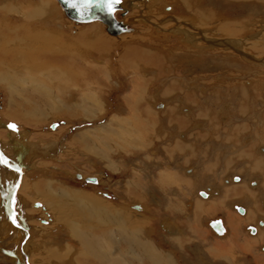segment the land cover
<instances>
[{
    "label": "rangeland",
    "instance_id": "rangeland-1",
    "mask_svg": "<svg viewBox=\"0 0 264 264\" xmlns=\"http://www.w3.org/2000/svg\"><path fill=\"white\" fill-rule=\"evenodd\" d=\"M54 1L59 6L60 12L63 15L62 16L58 12L59 16L55 17V21L60 27L59 31L63 33V37L68 41V43L73 44L76 50L80 52L81 56H88L93 58L95 57L94 54L96 51L100 53H97V55H101V57L98 56L93 58L95 63L98 62L97 58L105 59V57H102V55L104 54H101V50L99 49H85L84 47L80 48L82 46L79 47L76 45L75 41L80 44L79 40H77L80 36L79 31L91 30V33H93V38L95 37L94 34H104V31L114 38L115 42L112 43V45L108 49L110 55L106 57V64L110 66L113 77H108L109 81L105 82L102 78L105 73L101 72L102 70L100 71V73L94 72V77L99 82L97 88H103V90L101 91L102 93L99 94L102 100L103 107L96 108V112L94 113L96 114V121H89L88 119L87 122L84 119L85 117L82 118V116L68 118L63 114H57V112H54V114L52 112L53 115H49L52 111L49 105L58 100L60 96L55 94L56 97L51 96L47 100L45 99L44 92L40 88L39 82H42L46 78V76L42 77L35 75L34 77L37 79V81H16L14 89L15 91H17V93L13 97H10L6 82H0V113L9 110V112H12V115H15V112H13L12 110H15V108H20L21 110L16 113L20 117V121L19 117L17 115L15 116L20 123L23 122L21 123L23 124L22 126H26L28 130H31V133L33 134L31 140L35 142L37 147L39 146V149L43 151L47 152L52 150L51 153H48L49 156L47 157L40 156V159L35 157L32 158V160L34 159L33 164L35 163L38 166H29V169H27L28 172L26 173L25 179L29 180V182L32 183H28L27 186L25 185L21 194L24 196L27 202L29 201V205L27 208L29 209V211L26 210V212L31 214L32 219H29V222L31 221L32 223L31 225L38 226V228L35 229L36 233L38 232L37 234H41L39 229H45L53 234L51 239L49 236H46V233L45 235L43 234L41 238L38 235H35L36 237H34L35 240L33 241V248H35V250L31 253V261L33 262V264H99V262H96L97 259H95L88 252L85 254L82 253L81 250H85V248L81 246L76 240H73L71 238L70 225L72 224L67 221H65L64 224L62 222L64 220H68V218H74L79 221L80 224H83L85 228L97 231L98 233L107 232L110 230V228H108L106 229V231H100L98 228H93L94 226L90 224L99 226V223L96 219H94L93 221L86 220L87 223L84 222V213L81 205L86 203H88L89 205L91 204L90 201L85 202V199L77 200V197H75L74 195V193L76 192H85L90 196H95L97 200H102V202L100 201L101 206L112 207L113 209H126L125 213H127L129 220L132 219L133 221H135L133 222L132 220H130L134 228H140L141 230H143L144 233H146V235L151 238L157 246H160L163 249H168L170 245L167 242V236H165V232L169 234L171 233L169 231L163 230V218L169 216L170 219H172L171 217H175L176 221L180 225L185 223L183 220L177 219V214H180V212L179 209L172 204H175L176 200H179L180 198L175 196L178 191L175 194L173 190H176L178 188L184 191L185 189H187V185L190 184H186L187 182L184 183L185 179L192 178L194 180H197L200 176L199 171L196 169L198 161L194 163L196 166L195 172L193 174L188 173V171L186 173V169L191 165L184 167V165L188 162L186 155H189L191 158V154L193 155L199 148L197 145L193 144L197 141L195 137H199L201 140L202 136L204 135V143H206L207 141L206 138L209 137L208 141L211 144V147L209 146L210 149L207 148V151L203 149L204 156H206V152H208L210 155L212 151L216 150L219 147L217 142L222 141L218 139L221 138L220 135L224 134V136L228 137L227 141L231 143L235 142L238 138H242L240 146L244 148L239 151V154L237 156L238 158H241V161L243 159L251 158L250 150L255 146L253 142H255L256 138V142H258L259 144L261 143L259 142L260 140L264 142V102L262 105V101L264 99V39H259L264 36V6H259L257 4L251 6V4H249V1L238 0H195L192 8V10L194 11L199 10L206 12L214 22L212 25H214L213 27L215 28L216 26L219 27L217 23H225V21L227 23H230L231 30L229 29L228 33L232 31L231 35H228V33H223L225 32L223 31V29L221 30V33L220 29H218L217 32L216 29L213 28L214 33H220L222 38L229 37L233 40H246L248 36H255L256 41L254 43L256 44H254L255 46H253V48L251 45L252 42L250 41H246V45L243 46L249 52L251 51L253 53V56H255V58H253V62L251 60L249 61V59H246L243 53H235V50L237 51V49H235V41L230 42L233 44V48L229 47L228 51H226L221 45L218 46L219 49L217 50V52L213 51V49H210L209 47L208 50L206 52H203V54H201L200 56L197 53V58L196 51L198 44L189 49V51L193 50V57L191 56V58L189 55H186V57L182 56L181 54L184 52V50L181 51L180 48L172 49L170 47H167V45L171 44V41L169 39L156 34L152 36V34H149V31H151V29H148L146 23L141 22L143 20L142 18L147 14L151 15V13H153V16L157 18H161L166 15V9L162 11V6L160 5L161 7H157L159 4L154 3V0H126L125 3H129V1H132L133 4L136 5L135 7H132V13L131 11L128 13H131L129 16L132 15L135 20L131 18L129 27L127 28L129 30L123 33L124 35L122 34V36L119 35L117 37L115 35L113 36L108 30L105 29L102 21H92L87 23L73 22V20L66 16L58 0ZM169 1H171V3L175 6V10L177 11L178 15L187 18V20L185 21H189V25H191V22L195 25H201L200 22L197 21V16L192 10L187 9V13H184L183 5L178 2L179 0ZM2 8L4 7H1L0 9L2 10ZM31 8L33 9L34 7ZM152 10H154V12ZM122 11L124 10L117 11V19H123L124 16L122 14L124 12ZM10 12L11 9L9 8L8 10L5 9L2 13H0V23L4 24L5 22L9 24H4L8 27L5 31L0 32V46L7 48L8 45H11V47L17 45V47L20 48L21 51H24L20 43L12 41L18 40L23 34H25L24 30L32 29L33 25H25V28L22 30L21 25L24 24L17 23L16 20L21 18L24 22H33L30 17L24 18L21 15H18L17 12L12 11V14H9ZM150 19L153 18L150 17ZM34 25L36 29L43 31H46L44 29L45 27H49L47 25H44L43 23H38V25L36 23ZM10 26L15 27L16 30L8 29ZM209 27L210 26L208 25V28ZM225 27H227V25ZM259 27H262L263 29H259ZM133 28H135L136 31L131 30ZM208 28L205 27V29ZM148 34L151 37L148 36ZM215 34H212L213 36L211 37V34L208 33V38H218L219 35ZM172 36L174 37L173 40L175 41L174 43L176 44V46H180L181 42H179L178 40L176 41L175 38H182L183 36L175 35L174 33H172ZM195 36L198 37V35ZM120 37H123V39H120ZM36 42L38 41L34 40L33 44L28 48H38L39 45L36 44ZM130 42H136L134 47L140 46V44H144V48L149 47L151 49L155 48L156 45L162 46L166 51L167 56L165 57V52V54L162 56H155V53H151L154 52L153 50H150V52L148 49L147 53L150 52L149 54H146L142 50L144 52V56L142 55L144 59L154 60L148 64L144 63L147 67H143L144 65H141V70L137 69L136 65L133 66V64L129 61H124L125 59L123 60V58H120V56L122 55V50L119 45H127L130 44ZM129 46L132 47L131 45ZM240 48H242V46H240ZM156 50L157 49H155V51ZM26 52H28V50ZM214 54L216 56H213ZM178 56H180L181 58ZM195 59L196 61L193 62ZM98 64L102 66L103 62H98ZM174 64H176L175 67ZM213 64L216 65L212 66ZM170 66H172L171 69ZM166 70L169 72H167ZM199 70H202L203 72L205 70V74H202V71ZM165 73L166 75H163ZM88 77L89 75H87V78ZM91 78L92 77H89V80H91ZM237 79L241 81L243 87H248L251 84V87L259 89L257 94L260 100H255L254 96L244 99L242 98V96L238 95L237 91L239 90V87ZM196 82H200L201 84ZM193 83L196 84V90L190 93L188 91L189 89H187L186 84ZM204 86H208V89L206 91L203 90ZM84 92H86L87 94L90 93L89 90ZM63 93L65 99L71 98V96H68V92ZM92 94L96 96L95 92L93 91ZM163 94H165L166 96L161 97V95ZM152 97L154 99V103L157 100L161 99L165 101V114H163L161 110L159 111L157 107L151 105L149 100ZM193 97L195 98L193 99ZM179 98L183 100L185 99V101H188L187 103H190L191 106H189V111H186L182 108V106L179 104ZM219 98H221V100ZM137 99L138 101L134 102ZM10 100L12 102L13 100L20 102L22 106L19 107L17 104H15L14 106L12 105L11 107H9ZM169 104L174 105L172 106V110H170L171 106H169ZM35 110L38 112L40 110L45 112V118L39 121L34 119L32 117V114ZM81 112H87V110H81ZM136 115H139L141 117V120L144 118L149 123L146 132L147 140L143 139L142 137V139H140L142 141L141 145L127 148L116 147L112 149L113 152L111 151L112 153L110 155V158L111 160L113 159V166L109 162V160L102 159L99 154V149H97L106 144L111 145L113 142L110 138L103 136V134L101 135V133H96L93 136L95 142L93 140H90V142L86 144V142H82L81 140L80 130L83 128L105 124L110 119H112V122H110L109 125V130H114L119 127V121H121V123L127 122L129 121V117H134ZM189 119H191V122ZM53 123H56V126L54 128L51 127ZM0 125L10 131L16 129V127H11L14 125L12 123ZM226 126H229V128L227 130H224V127ZM19 127L20 126H18L16 130L21 129ZM162 127H164V129H170V132L165 134L164 131L161 130ZM247 127H249L250 129H248ZM231 128L235 129L233 131H230L229 129ZM0 137H3L1 133ZM247 137L252 138V143H249L250 145L244 142V138ZM130 139L134 141L135 139H138V135L136 136L132 132L130 134ZM91 141L94 143V145L96 143V149H93L91 147L93 144ZM145 141H147V144ZM149 145L151 146L153 151H149L150 149H147ZM184 145L193 146V153L183 150ZM260 145H264V143ZM245 147H247V149H245ZM168 151L169 156L167 157ZM257 152L261 155H264L263 153H261V151H258V148ZM13 153L16 156L18 155L19 157L17 149H14ZM178 153H181L180 160H178ZM158 154H160V156H158ZM213 154H215V151ZM230 157L231 156L227 158ZM9 158L11 157L9 156ZM153 160H155V163H152ZM173 160H178L180 163L176 161V167H174ZM191 160L192 159H190L189 161ZM1 161L4 163L5 159ZM38 161L40 162V164ZM146 162L150 164L146 165ZM158 164H162V167H159ZM179 168H182L181 172L179 171ZM81 171L86 177H94V175H100L103 182L97 184L87 182L84 180L85 178L80 179L77 175L81 174ZM162 171L171 175L170 177H167L168 180H165L167 186L161 184L158 185L157 179L162 175ZM242 172L243 171L240 170L239 173L236 172L233 174L243 175V183L249 186L250 179L247 177V175H245V173L243 174ZM196 173H198L199 176L194 177ZM227 177H231V175ZM1 179L2 176L0 180ZM132 180L134 181L128 184L129 181ZM179 180H183L182 186L178 185ZM135 181H141L143 186L144 184L146 185L143 188H134ZM216 181H218L219 184L221 183V186L225 189L223 182L210 178L208 179L207 184L203 183L205 184L204 188H197L196 191L199 194L200 190H205L208 186H210V190H216L219 187L214 186L217 185ZM170 182L177 184L176 187H169L168 184ZM243 183H233V185H239ZM126 186H128V189H126ZM146 186L148 189V194H146L145 192ZM52 187L54 188V195L52 200L60 199L57 205L54 206L55 209H57L60 204H64L62 205L64 207V210H57L61 213H53L50 209L47 210L42 207L43 202L41 198L50 196L47 194V190H49V188L51 189ZM191 187V185H188L187 190H189V188ZM149 190L159 191L160 193H163L165 195V198L162 201V205L165 204L166 201L172 206H170L169 204H165L163 207L168 205L169 208L162 209V207L159 208L158 203V206L154 205V203L152 202L153 199L151 200ZM250 190L251 192L258 195V192H254L253 189ZM227 195L228 189H226V193L223 197H218L220 200H222ZM68 196H74L75 198H69ZM214 197L215 196H213L212 198ZM189 198L197 200L196 196L194 198L193 196H189ZM257 198H259L258 205H260V203L263 204L260 197L257 196ZM2 200L4 199L2 198ZM202 201L206 204L208 201H210V199L206 198ZM202 201L199 200L196 203L199 204ZM134 202L144 204L145 206H147V210H142L143 212H141L140 210L135 209L134 205L132 206ZM37 203L41 205L37 206ZM234 204H238L239 206H245L246 204L249 205V203ZM252 206H255L257 208L256 201L254 205H249L250 214L252 213V211H254ZM149 207L150 209H153L152 212H149ZM199 210L201 211V209ZM189 214L190 213L188 212L185 215L189 216ZM54 215L58 220H60L62 227L58 228V226H50L48 228H43L46 224H49L53 221V219L51 218H53ZM218 217L223 218L222 215H218L213 218ZM139 219L140 221H138ZM236 219L247 221L241 214L237 215ZM206 220H210V218ZM206 220H204L205 227L207 226L205 222ZM179 224L178 226L180 227ZM196 224H202L204 226L202 221H197ZM172 227L176 228V226L173 224ZM245 227L247 228V225H245ZM57 229H59L60 231H57ZM115 229L116 230H114L112 233L108 232V236L111 238L110 244H112V246L117 244L116 240L121 233V228ZM181 229H183V227ZM148 232L152 233V237L155 238V240L149 235ZM55 233L59 234L57 236V239H53V237H55ZM114 233L116 234V237H114ZM181 233L185 235L184 233L186 232L183 229ZM194 234V236L197 237V234ZM209 236L210 235H205V239L203 238V242H210V238H212L210 243L207 242L209 244L207 248L208 254H213L211 244L215 242L216 238H221ZM184 237V241L190 239L189 243L181 244L178 242L179 239H174V237L170 238L172 243L175 244L179 255H177V253L173 252L171 249L170 251L175 254V257L177 259H180L179 257L180 255L182 256V254L184 257V255H186L187 249L194 248V246L191 247L190 242L193 245L196 244L195 249L200 246L197 245L199 243L197 241V238L196 240H193V237L190 236V232L189 235H186ZM17 243L11 241V243L8 245V249L10 251H15L16 249V251L18 252L19 244ZM45 243L46 245L40 248L42 244ZM12 245H14L15 247ZM119 246L121 249L126 250V252L130 254L136 253L134 251L130 252L129 250H127L124 243H121L120 245H118V247ZM2 247H5V245H2ZM50 249H55L52 252L55 253L54 255L48 254L51 253ZM105 251L109 253L110 249H107ZM223 255L225 257L228 256L227 253H223ZM85 259H90V261H84ZM251 259V257L245 258V260H243L242 262H251ZM191 262H193V260ZM210 262L211 261L208 259L206 260L205 264H210ZM202 263L204 264V260ZM0 264L16 263L11 260V256L7 254L6 250L5 252L4 250H0ZM134 264L150 263L147 257L144 256L141 261L137 260V262H135ZM180 264H189V262L187 263V260L185 263L180 261Z\"/></svg>",
    "mask_w": 264,
    "mask_h": 264
},
{
    "label": "bare ground",
    "instance_id": "bare-ground-1",
    "mask_svg": "<svg viewBox=\"0 0 264 264\" xmlns=\"http://www.w3.org/2000/svg\"><path fill=\"white\" fill-rule=\"evenodd\" d=\"M125 1L126 0H119V2H114V0H104L103 1L102 7H117L113 13V16H114V19L116 20V23H114V25L112 26V27H114V29H110L109 26H111V25H108L107 22L103 19H94L91 21H78V20L71 18L66 13L65 9L63 8L64 7L63 4L58 0L59 4L63 8L66 16L69 17L71 20H73V22L87 23V22H92V21H102L105 29L108 30L113 36L115 35L116 37L119 35L122 36L123 33H125L126 31L129 30L127 28L129 27V23L131 21V18H133L132 15L131 16H129V15L132 13V11H131L132 7L136 6L133 4L132 1H129V3L126 2L127 4L125 3ZM196 1H198V0H196ZM221 1H227V0H221ZM231 1H235V0H231ZM238 1H249V4H251V6H253L255 4H257L259 6L260 5L264 6V0H238ZM178 2L183 5L184 13H187V9L192 10L195 0H191V1L179 0ZM154 3L159 4L157 7L162 6L161 7L162 11H164L166 9L165 10L166 15L164 17L157 18V17L153 16V13H151V15L147 14L146 16H144L142 18L143 20L141 22L146 23V25L148 26V29H151V31H149L150 32L149 34H152V36L156 34V35H159L161 37L169 39L171 41V44L167 45V47H170L172 49L173 48H180L181 51L184 50V52L181 54L182 56L186 57V55H189L190 58H191V56L193 57V55H192L193 50L189 51V49L191 47H193L194 45H197V44L198 45H197V51H196V58H197V53L200 56L201 54H203V52H206L209 47H210V49H213V51L217 52V50L219 49L218 46L221 45L224 47V49L226 51H228L229 47L233 48V44L230 42L235 41V43H236L235 49H237V51L235 50V53H237V54H238V52L243 53V55L246 57V59H249V61L250 60L253 61V58H255V56H253V53L251 51L249 52L248 50H246L243 47L246 45V41H250V42H252L251 45L253 48V46H255L254 44H256V43H254L256 41L255 36H248L246 40L245 39L244 40H242V39L233 40L232 38H229V37L228 38H222L220 33H218V34L214 33L213 28H215V27H213L214 25H212L214 22L211 20L210 16L206 12L199 11V10H195V11L192 10L194 12V14L197 16V19H198L197 21H199L201 25H195L192 22H191V25H189V21H185V20H187L186 17L177 14V11L175 10V6L171 3V1H169V0H154ZM1 7H4V8H2V10L0 9V13H2L5 9L8 10L10 8L11 12L9 14H12V11H14V12H17L18 15H21L24 18L30 17L32 22H33V23H31L29 21L24 22L21 18L16 20L17 23L24 24V25H21L22 30L25 28V25L26 26H32L33 25L32 29H30V30L25 29L24 30L25 34H23L18 40L12 41V42L20 43L22 45V48L24 51H21V49L18 48L17 45H14L12 47H11V45H8L9 47L7 46V48L0 46V82L1 81L6 82V86H7L9 93H10V97H13L17 93V91H15V89H14V85H15L16 81H18V80H21V81H25V80L37 81V79L34 77L35 75L42 76V77L46 76V78L42 82H39L40 88L44 92L45 99L47 100L51 96L56 97L55 94L60 96V98H58V100L54 101V103H51L49 105L50 109L52 110L49 115H51L52 112H53V114H54V112H57V114H61V115L63 114L68 118L82 116V118L85 117L84 119L86 120V122L88 119H89V121H96V118H95L96 114H94L96 112L95 110H96V108H102L103 107L102 100L99 96V94L102 93L101 91L103 90V88H101V87H100V89H99V87L97 88L99 82H98V80L95 79L94 72L100 73V71L102 70L101 72L105 73V75H104L105 77L104 76L102 77L105 82L109 81L108 77H111V78L113 77L110 66L106 64V57H108L110 55L108 49L112 45V43L115 42L114 38L111 37L110 35H108L104 31H103L104 34H99V33L94 34V36H95L94 38L92 37L93 33H91V30L79 31L80 36L77 40H79L80 44L77 41H75L76 45L79 47L82 46L80 48L84 47L85 49H92V50H94L93 48H96V49L101 50V54H104V55H102V57H105V59L97 58L99 63L103 62V65L100 66L98 64V62L95 63V61L93 59V58L98 57V56L101 57V55H97L98 52L95 51V54H94L95 57H93V58L88 57V56H81L80 52H78L76 50V48L73 46V44L68 43V41L63 37V33L59 31L60 27L58 26V24L55 21V19H56L55 17H58L59 13L61 14V12H60L59 6L56 4V2L54 0H0V8ZM31 7H34V8L32 9ZM119 10H124V11H122V12H124L122 14L124 16L122 20L117 19V17H116L117 11H119ZM130 11H131V13L128 14ZM152 11L154 12V10H152ZM150 17H152L153 19H150ZM36 23H37V25H38V23H43L44 25H47L49 27L44 28L46 31L39 30V29H36V27L34 25ZM4 24H8V23L4 22ZM4 24L0 23V32L5 31L7 29L8 26H6ZM217 24L219 25V27L216 26V28H215L216 31L218 29H220V31L223 29V31H225L223 33L227 34L228 30L229 29L231 30L230 23H227L226 21H225V23H217ZM150 25H152V26H150ZM208 25L210 26L209 28H208ZM226 25H227V27H225ZM204 26L207 27L208 29H205ZM120 27H125V29L123 31H118L120 29ZM61 28H63V27H61ZM260 28H262V27H259V29ZM8 29L16 30V28L13 26H10ZM131 30L136 31L135 28H133ZM172 33H174L175 35L183 36L182 38H175L176 41L178 40L179 42H181L180 46H176V44L174 43L175 41L173 40L174 37L172 36ZM208 33L211 34V37L213 36L212 34L219 35V37L214 36V37H218V38H211L210 37V39H209ZM221 33H222V31H221ZM149 34H148V36H150ZM231 34H232V31H230L228 33V35H231ZM195 35H198V37H196ZM123 37L122 38L120 37V39H123ZM137 38H138V36H137ZM134 39H136V38H134ZM259 39H264V36L262 38H259ZM34 40L38 41V42H36V44H38L39 47L38 48L37 47L28 48L33 44ZM135 43L130 42V44H127V45H122V46L119 45L121 50H122V55L120 56V58H123V60L125 59L124 61H129L130 63L133 64V66L136 65L137 69H140V70H141V65H144L143 67H147L145 64H148L154 60V59H144L142 57L144 52L146 54H149L151 52L150 50H153L154 52H151V53H155L156 54L155 56H157V55L162 56L166 53V51L163 49L162 46L156 45L155 48L151 49L149 47L144 48V46H143L144 44L143 45L140 44V46L134 47ZM107 44H109V45H107ZM129 45H131L132 47H130ZM240 46H242V48H240ZM148 49L150 51L149 53H147ZM155 49H157V50L155 51ZM263 49H262V51H263ZM27 50H28V52H26ZM213 51H211V52H213ZM98 54H100V53H98ZM166 56H167V53L165 54V57ZM180 56H178V57H180ZM213 56H216V55L214 54ZM240 57H242V56H240ZM243 60H244V58H243ZM195 61H196V59L193 62H195ZM87 75H89V77H92L91 80H89V77L87 78ZM142 76H145V75H142ZM237 83H238V87H239L237 94L242 96V98L247 99V98H251L254 96L255 100H257V101L260 100L258 98V94H257L259 89L251 87V84L248 87H250L252 89L248 88L247 86L243 87V84H241V81H239L238 79H237ZM207 89H208V86L203 87V90L206 91ZM88 90L90 91L89 94L84 92V91H88ZM92 91L95 92L96 96L93 95L94 93L92 94ZM63 92H68V96L69 97L71 96V98L65 99ZM251 93H253V94H251ZM164 96H166V95L165 94L161 95V97H164ZM161 100H157L154 103V99L152 97L149 100V102L151 103L152 106L157 107V109L159 111L161 110V112L163 114H165L166 113V109H165L166 104H165V101L163 99H161ZM178 100H179V104L182 106V108L184 110H186V111L190 110L189 106H191V105H189V103H187L188 102L187 100L185 101V99L183 100L181 98H179ZM136 101H138V99L135 100L134 102H136ZM263 102H264V99L262 101V105H263ZM15 104H17L19 107L22 106V104L20 102L15 101V100H13V102H12L10 100L9 107H11L12 105L14 106ZM169 106H171L170 110H172L173 109L172 106H174V105L169 104ZM19 110H21V109L15 108V110H12V111L15 112V115H17L16 113H18ZM81 110H87V112H81ZM11 113L12 112H9V110H6V111L0 113V124L12 123L15 125L16 129L18 126H20L19 128H21V129H18V130L14 129L13 131L12 130L10 131V130L6 129L5 127H3L2 125H0V133L3 136V137H0V162H1L0 164L5 166V167H9V166H10L9 168L12 167L11 169H8V168H4L2 166L3 167L2 172H0V178L2 176V179H1L2 181L0 180V191H1V193H0V205H1L0 206V245H1L0 250L1 251L4 250V252L6 250L7 254L11 256V260L14 261L16 264H33V262L31 261V256H32L31 253L35 250V248H33V244H34L33 241L35 240L34 237H36L35 235H38L41 238L43 236V234L45 235V233H46V236L47 237L49 236L51 239L53 234H51L49 231H47L45 229L44 230L39 229L41 234H37L38 232L36 233L35 229H37L38 226L31 225L32 224L31 221L29 222V219H32L31 214L26 212V210L29 211V209H27L28 205H29L28 204L29 201L27 202L25 200L24 196L21 194L23 191V187L25 185L27 186L28 183L29 184L32 183V182H29V180L25 179L26 173L28 172L27 169H29V166H31V167L32 166L33 167L38 166L35 163L33 164L34 159L32 160V158L35 157V158L40 159V156L47 157V156H49L48 153H51L52 150L46 152V151L39 149V146L37 147L36 143L31 140L33 137L31 130H28L26 128V126H22L23 124H21V123H23V122H21V123L19 122L20 117L18 115L17 116L19 117V121H18L17 117L15 115H12ZM254 113H255V111H254ZM29 114H30V112H29ZM32 117L34 119H36L37 121H39V120L45 118V112H43L42 110H40L39 112L35 110L34 113L32 114ZM47 118H48V116H47ZM128 120L129 121L124 122V123H121V121H119L120 122L119 127H117L114 130H112V129L109 130V128H110L109 125H110V122H112V119H110L105 124H101L98 126L94 125V127L83 128L80 130L81 140H82V142H86V144L89 143L90 140L94 141L93 136L96 133H101V135L103 134V136L110 138L113 142L111 145L106 144V145H104L100 148H97V149H99V152H100L99 154L102 157V159L109 160V162L113 166V164H114V162H112L113 159L111 160V158H110L111 157L110 155L113 152L112 149H114L116 147H119V148H121V147L122 148L136 147V146L142 144V141L140 140V139H142V137H143V139L147 140L146 132H147V127H148L149 123L144 118L141 120V117L139 115H136L134 117H129ZM55 126H56V123H53L51 125L52 128H54ZM161 130H163L165 134L170 132V129H164V127H162ZM132 132L136 136L138 135V139H135L134 141L131 140L132 138L130 139V134ZM195 138L197 141L194 142L193 144L197 145L199 143L200 138L199 137H195ZM145 142L147 144V141H145ZM244 142L247 144L252 143V138H249V137L244 138ZM257 146H258V151H261V153L264 154V145L258 144ZM91 147L93 149H96V147H97L96 143H95V145L93 143ZM14 149H17L18 154H19V157L17 158V162L15 164L9 158V155L6 153V151H8L9 153L12 152V154H13ZM147 149H150L149 151L152 150L150 145L147 147ZM183 150L190 152V153H193L194 148H193V146L184 145ZM36 153H38V154H36ZM92 153H93V150H92ZM39 154H41V155H39ZM4 159L6 162L3 163L1 160H4ZM190 159H192V158H190ZM152 163H155V160H153ZM258 163H259V165L260 164L262 165L263 161L261 162V160H259ZM39 164H40V162H39ZM145 164L149 165L150 163L148 164V162H146ZM195 166L196 165L193 164L189 168H187L186 173H187L188 169H190L191 170L190 173L193 174L195 172ZM80 173L81 174L77 175L78 178H80V179L85 178L84 180L87 182L97 183V184H100L103 182L102 177H100V175H94V177L90 175L91 177H86L82 171ZM253 174L255 176L253 178L251 177L249 187H250V189H253L254 192L255 191L258 192V195L255 193H251V194L246 193V196H248V198H254L253 200H254V202L256 201V205L259 208V206H258L259 200L257 199V196L260 197V199L262 200V203L264 205V180L261 179L259 176H257L256 173H253ZM170 176H171L170 174L164 173L162 171V175L160 177H158V179H157L158 185L159 184L166 185L165 180L167 179V177H170ZM195 176H199L198 173H196L194 175V177ZM235 176L240 177L241 181L239 183L244 182V176L243 175H236V174L232 173L231 177H228V178L224 177L225 178L223 180L224 187H225L226 182H227V184L235 183V182H233V178ZM133 181L134 180L129 181L128 184L132 183ZM173 181H176V180H173ZM190 181H193V179L192 178L185 179L184 183L187 182L186 184H188V183H190ZM252 181L255 182L254 183L255 186L251 185ZM145 185L146 184H144V186H143L141 181H135L134 188H140V187L143 188V187H145ZM176 185L177 184H173L171 182L168 184L169 187H173V186L176 187ZM178 185L182 186V182H179ZM197 185H198V183H197ZM209 187L210 186L207 187L208 192H206L209 196L208 199L210 198V202L215 203L216 201H218L220 199H219V197H217V198H215V197L212 198V197L216 196L215 195L216 191H218L220 193V187H218L216 190H214V189L210 190ZM126 189H128V186H126ZM207 189H205L203 191H206ZM250 189H249V191H251ZM61 191H65V190H61ZM173 191L175 192V194L178 191L177 194L175 195L178 198H184L185 197V196H183L184 195L183 190L177 188L176 190L174 189ZM142 192H143V190H142ZM145 192H146V194H148L147 186H146ZM47 194L50 196H45V197L41 198L42 202H43L42 207H44L47 210L50 209L53 213H61L60 211H57V210H59V209L64 210V207L62 206L64 204L63 203L60 204V206H58L57 209H55L54 206L57 205V203L60 199L59 200H52L53 195H54V188L53 187L51 189L49 188V190H47ZM149 194L151 196V200L153 199L152 202L156 203V204L158 203L159 206H160V204H162V201L165 198V195L163 193H160L159 191L149 190ZM74 195H75V197H77V200L78 199L79 200L85 199V202L90 201L91 205H89L88 203L81 205V208H82L83 213H84L83 220L85 223H87L86 220L93 221L94 219H96L97 222L99 223V226L90 224V225L94 226L93 228H98L100 231H106V229L110 228V230L107 232L98 233L97 231L85 228L83 226V224H80L79 221H77L74 218L73 219L68 218V220L62 221L63 224L65 221L72 224V225H70V227H71L70 228V236L73 240H76L81 246H83L85 248V250H81L82 253L85 254L88 252L95 259H97L96 262H99V264H134L135 262H137V260L141 261L144 256L147 257L150 264H180L179 259H177L175 257V254L172 251L165 250L162 247L157 246L156 243L151 238H149L146 235V233H144L143 230H141L140 228H134V226H132L133 224L130 221L132 219L129 220L127 213H125L126 209H123V208L122 209L121 208L113 209L112 207L101 206L100 204H101L102 200H99V199L97 200L95 198V196H90L85 192H76V193H74ZM62 197H63V192H62ZM68 197L69 198H75L74 196H68ZM128 197H129V195H128ZM2 198L4 200H2ZM211 199H213V200H211ZM237 199H239V198H237ZM189 200H190V198H188V201ZM13 201L16 202L15 210H14L13 204H12ZM192 201H193V199H191L189 201V203H188L189 207L193 206ZM134 203L132 204V206L134 205L135 209L140 210L141 212H143L142 210H147V206H145L144 204H141L139 202H134ZM172 205H174V204H172ZM172 205H170V206H172ZM234 205L236 206V209L241 213V215L243 217H245V219L249 218V214H250L249 205H247V204L245 206H239L238 204H234ZM37 206H39V205H37ZM198 206H199V209H201V211L203 213H206L208 210L210 211V209H211L210 204L206 206V204L203 202L199 203ZM161 207L162 206H160L159 208H161ZM163 208L165 209V208H169V207L167 205L165 207H162V209ZM148 210H149V212L153 211V209H150V207L148 208ZM254 213H257V210H255ZM1 214H4V215L2 216ZM8 214L13 218V220H11L8 217ZM219 218H221V217H219ZM51 219H53V221L50 222L49 224H46L43 228H48L50 226H54V227L58 226V228L62 227L60 220H58L55 215ZM194 219H195L194 222L192 220L191 221L192 224L188 225L189 230L192 228L191 230L193 231V234L194 233L199 234V230L197 229L198 226L196 224L197 218H194ZM221 220H222V218H221ZM138 221H140V219ZM209 221L210 220L205 221L207 226L210 223ZM259 221H264L263 216L261 219H259L257 221V223L255 221V223L253 224L254 229H252V227H251L252 233L253 232L255 233V229H256V234L253 235L248 231V234L251 235V237H252V239L250 240L251 242L254 239H255V241L260 240L261 238H262V240H264L262 237V236H264V224L262 222L261 225L263 224V226L261 227L259 224ZM133 222H135V221H133ZM222 222H223V220H222ZM51 223H52V225H51ZM172 224L175 225L176 228L172 227ZM248 226H250V224L247 225V228H249ZM162 227L165 231H169L171 233V235L174 236V239H179L178 240L179 243H181V244L182 243H189L190 239L184 241L185 237L181 236V234H182L181 232L183 231V229H181L175 222H171L169 219H167L163 223ZM39 228H40V226H39ZM115 228H118V229L121 228V233L116 240L117 244L112 246V244H110L111 238L108 236V232L112 233L114 230H116ZM57 231H60V230L57 229ZM205 231H207V230H205ZM225 231H226V229H225ZM218 234L223 235L221 233H218ZM58 235H59L58 233H55V235H54L55 237H53V239H57ZM224 236L226 237L227 235L225 234ZM224 236H222V237H224ZM114 237H116L115 233H114ZM11 241H13L15 243L19 242V243H17V244H19L18 252L16 251V249H15V251H13V250L10 251L8 249V245L11 243ZM222 241H223V239H222ZM222 241L219 240L218 238H216L215 242L213 244H211V249H212V253L214 254V256H215V254L216 255L218 254L225 259L226 257L223 255V253H227V255L229 256L230 253L233 254L234 249L233 248L231 249L230 247L227 248L226 246H224V244H226V243L222 244L223 243ZM237 242H239V241H237ZM121 243H124L126 245L125 247L127 248V250H129L130 252L134 251L136 253L130 254V253L126 252V250L121 249L120 246L118 247V245H120ZM235 244H236V241H235ZM2 245H5V247H2ZM45 245H46V243L42 244V246L40 245L41 246L40 248H42ZM263 245H264V241H263ZM263 245H262V247H263ZM12 246H14V245H12ZM240 248L245 249L244 247H240ZM107 249H110L109 253L105 251ZM50 250H51L50 251L51 253H48V254L54 255L55 253H52V252L55 249H50ZM249 253H250V251H249ZM123 256H124V258H123ZM180 257H183V254H182V256L180 255ZM35 261H37V260H35ZM84 261H90V259H85Z\"/></svg>",
    "mask_w": 264,
    "mask_h": 264
},
{
    "label": "crops",
    "instance_id": "crops-1",
    "mask_svg": "<svg viewBox=\"0 0 264 264\" xmlns=\"http://www.w3.org/2000/svg\"><path fill=\"white\" fill-rule=\"evenodd\" d=\"M214 65H216V64H213L212 66H214ZM175 66H176V64H174V67ZM171 67L172 66H170V69H171ZM164 68H167V67H164ZM164 68H163V70H164ZM199 71H202V70H199ZM167 72H169V71H167ZM204 72H205V70H204ZM204 72L202 71V74H205ZM163 75H166V73ZM196 83H200V82H196ZM195 85L196 84H194V83L193 84H186L187 89H189L188 91L190 93L196 90ZM189 98H191V97H189ZM194 98L195 97H193V99ZM221 98H222V96H221ZM221 98H219V99L221 100ZM189 105H190V103H189ZM189 120L191 122V119H189ZM228 128H229V126H226V127H224V130L225 129L227 130ZM235 128H233V129L231 128L229 130L233 131ZM247 128L250 129L249 127H247ZM203 131H205V130H203ZM220 137L221 138H218V139H220V141L221 140L222 141L217 142L219 147L216 150H214L215 154H213L214 151H212V153L210 155L208 152H206V156H204L203 149H205V151H207L206 149L207 148L210 149L211 144L208 141L209 137L206 138V140H207L206 143L203 142V141H205L204 135H203L200 142L197 144V146L199 148L196 150V152L193 155L191 154V158H192L191 161H189L190 156L186 155L188 162L184 165V167L190 166V165L196 163V161H198L197 162L198 165H197L196 169L199 171L200 176L197 180L193 179V181H190V184H188V185H191L192 187L189 188V190H187L188 189V185H187V189L184 190V195H183L185 197L180 198L179 200H176L175 204L173 203L174 206L177 207L179 209V212H180V214L176 213L178 215L177 219L183 220L185 222V223H183L184 225L183 224L180 225L176 221L175 217H171L172 219H170L169 216H167L166 218H163V223L167 219L171 220L172 222H176V224L177 225L179 224L180 227L182 226L186 232V233H184L185 235L181 234V236L189 235V232H190V236L193 237V240H196V238H197V241L199 243H201V244L198 243L197 245H200V246L197 249H195L196 244L193 245L190 242L191 247L194 246V248L187 249L186 255H184L183 258L179 257L180 258L179 260L183 263H185L187 260V263L189 262V264H203L202 262L204 260V264H205L206 260L209 259L211 261L210 264H224V263H226V264H264L263 263L264 262V245H263L264 240H262V238L261 239L259 238L260 240L255 241V239H254L251 242L250 240L252 237H250L251 235L248 234V231L253 235L256 234V229H255V233L254 232L252 233L251 227H254L253 224L259 218H261L262 216L264 218V205L260 203V205H258V206H260V208H258V207L255 208V206H252L254 211L257 210V213H254V211H253L249 215V218L246 219L247 221H241L239 219L238 220L236 219L237 215H239L241 213L236 209V206L234 205V203H241V204L249 203L250 206L255 204V202L253 200L254 198H248V196H246V193H250V194L253 193V192L249 191L250 187L247 184L243 183V184H239V185H235V184L230 185V184H227V182H226L225 183V189H224L221 186V183L219 184L218 181H216L217 185H214V186H219L221 188H220V193L218 191L215 192V195H216L215 197L216 198L218 196L223 197L226 193V189H228V195L224 199H222L220 201H216L215 203L208 201L206 203V206L210 204L211 209H210V211L208 210L206 213H203L202 211H200L199 206H198L199 204L196 203L199 200L202 201V200H205L206 198L209 197L208 194L206 193V192H208V189L206 191H203V190L199 191V194L196 190H197V188H200V187L204 188L205 184L208 183V179H210V178L213 180H219L220 182H223V180L225 178H228L227 176L232 175V173H236V172L239 173L241 170V171H243L242 173L243 174L245 173V175H247V177L249 179H251V177L253 178L255 176L253 173H256V175L259 176L261 179H264V162L262 165L257 164L259 160H261V162L264 161V155H261L257 152V148H258L257 145L259 144L258 142H256L257 138L255 139V142H253L255 146L250 150L251 158L243 159L241 161V158H238L237 156L239 154V151L244 148V147L240 146L242 138H238L235 142L231 143V142L227 141L228 137L224 136V134L220 135ZM190 141H193V140H190ZM259 142H261L260 144L264 143V142H262V140H260ZM245 149H247V147H245ZM6 153L11 157L10 159L15 164L17 162L18 155L16 156V155H14V153L12 154V152L9 153L8 151H6ZM167 153H168L167 154V157H168L169 151ZM180 154L181 153L177 154V155H179L178 160H180ZM158 156H160V154H158ZM229 156H231V157L227 158ZM193 159H196V160H193ZM178 160H173L174 167H176L175 162L176 161L179 162ZM2 166L3 165L0 164V170H1L0 172H2L3 167L8 168V169L12 168V167L9 168L10 166L9 167H5V166L2 167ZM159 167H162V164H160ZM179 171L181 172L182 168H179ZM190 171L191 170L188 169L189 173H190ZM236 177H238V176H235L233 178V182L239 183L241 181V179H240V177L235 179ZM182 181L183 180H179L178 182H182ZM252 182H251V185L255 186V184H254L255 182H253V183ZM197 183L199 186L197 185ZM203 183H205V184H203ZM173 184H175V183H173ZM0 193H1V191H0ZM202 193H204V195ZM189 196H193V198L196 196V198H197V200H195V199H194L195 201L193 200V204H192L193 206L192 207H189V204H188L189 203V201H188ZM237 198H239V199H237ZM190 199H192V198H190ZM257 199L259 200V198H257ZM12 204H13V208L15 210L16 202L13 201ZM154 204L157 205L156 203H154ZM165 204H169V203L165 201ZM165 204H163V205L160 204V206L163 207ZM188 212L190 214H189V216H186L185 214ZM1 215L3 216L4 214H1ZM218 215L223 216V218L222 217L221 218L223 220V225L226 229V231L223 235H219L211 226V221L217 219V218H213V217H216ZM8 217L11 220H13V218L9 214H8ZM194 218H197V221H202L203 224H204V220L210 218V221H209L210 223L206 227H205V224H204V226L202 224H197V226H198L197 229L199 230V234L197 233V237L194 236L195 234H192L193 233V231L191 230L192 228L189 230V226H188L189 224H192V222L190 220L193 219V222H194V220H195ZM262 222L264 224V221H259V224L261 227L263 226V224L261 225ZM248 224H250V226H248L249 228H246L245 225H248ZM205 230H207V231H205ZM148 233L152 237V233H150V232H148ZM225 234L227 235L226 237L224 236ZM205 235H207V236L210 235L212 237H219V238H221V239H219L221 241L223 239L222 244L226 243V244H224V246H226L227 248L230 247L231 249L233 248V249H235V251L233 252V254L226 256L225 259L218 254L217 255L215 254V256H214V254H208L207 246L209 245L208 243L211 242L212 238H210V242L206 241V243H204L203 238ZM165 236H167V242L170 246L168 249H165V248L164 249L169 250V251L171 249L173 252H175V253H177V255H179L175 244H173L172 241L170 240V238L174 237V236L167 233V232H165ZM222 236H224V237H222ZM262 237L264 239V236H262ZM153 239L155 240V238H153ZM235 241H236V244H235ZM237 241H239V242H237ZM262 245H263V247H262ZM240 247H244L245 249H241ZM249 251H250V253H249ZM185 256H186V258H185ZM250 257L252 258L250 260L251 262H246V261H244V263L242 262L243 260H245V258H250ZM190 258L193 260V262H191L192 260Z\"/></svg>",
    "mask_w": 264,
    "mask_h": 264
},
{
    "label": "water",
    "instance_id": "water-1",
    "mask_svg": "<svg viewBox=\"0 0 264 264\" xmlns=\"http://www.w3.org/2000/svg\"><path fill=\"white\" fill-rule=\"evenodd\" d=\"M63 4L66 13L73 19L78 21H91L94 19H103L107 22L110 29L116 20L113 13L117 7H102L104 0H59ZM125 27H120L118 31H123ZM237 179V177L235 178ZM204 194V193H202ZM37 205H40L37 203ZM242 211V210H241ZM211 225L218 232L223 234L225 228L221 218L211 221ZM254 229V227H252Z\"/></svg>",
    "mask_w": 264,
    "mask_h": 264
},
{
    "label": "snow or ice",
    "instance_id": "snow-or-ice-1",
    "mask_svg": "<svg viewBox=\"0 0 264 264\" xmlns=\"http://www.w3.org/2000/svg\"><path fill=\"white\" fill-rule=\"evenodd\" d=\"M114 2H119V0H114ZM11 127H15L14 125L13 126H11ZM6 162V161H5Z\"/></svg>",
    "mask_w": 264,
    "mask_h": 264
}]
</instances>
